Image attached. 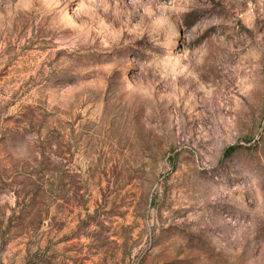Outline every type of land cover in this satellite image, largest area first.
<instances>
[{
  "label": "rangeland",
  "instance_id": "374dc122",
  "mask_svg": "<svg viewBox=\"0 0 264 264\" xmlns=\"http://www.w3.org/2000/svg\"><path fill=\"white\" fill-rule=\"evenodd\" d=\"M0 264H264V0H0Z\"/></svg>",
  "mask_w": 264,
  "mask_h": 264
}]
</instances>
